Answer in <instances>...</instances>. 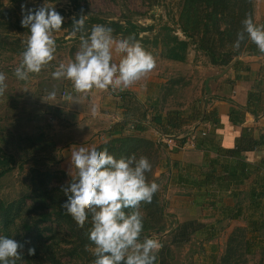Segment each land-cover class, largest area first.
Segmentation results:
<instances>
[{
	"label": "rangeland",
	"instance_id": "374dc122",
	"mask_svg": "<svg viewBox=\"0 0 264 264\" xmlns=\"http://www.w3.org/2000/svg\"><path fill=\"white\" fill-rule=\"evenodd\" d=\"M262 4L264 0H0V72L5 75L7 85L0 94V145L15 158L13 169L0 177V201L7 204L32 194V188L45 177L46 172L54 174L48 182L54 189L53 193L63 201L67 199L62 187L71 179L70 170L71 176H75L76 170L71 169V164H65V169H61L57 163L49 161L44 156L47 155L46 149L39 148L35 138L40 131L52 125V108L61 99L65 78L54 79L51 73L59 63L67 64L74 59L80 48L81 35L86 36L92 26H109L114 37H132L152 54L154 67L137 80L146 82L144 92L150 97L142 104L143 113H146L142 121H147L150 126L155 122V113L175 115L182 130H186L191 123L189 121L202 111V104L205 105L208 68L228 63L245 48L248 40L242 42L239 49L232 47L237 32L242 29L241 21L246 16L251 17L254 23L260 21ZM22 6L32 9L52 7L64 17L61 30L53 33L56 42L53 61L39 73H30L26 80H19L14 75L29 34L20 23ZM82 15L86 31L73 37V21ZM113 22L124 26L133 23L142 29L124 32L117 30ZM175 38L187 43L182 59H172L167 55ZM119 58L120 54L114 51L113 60L118 62ZM51 91L56 93L53 99L48 98ZM134 92L127 97L135 99ZM155 129L139 132L130 128L122 134H108L89 146L101 150L106 148L116 158L133 154L145 156L151 163V170L145 174L146 182L154 181L158 190L150 203L141 202L139 211L144 224L140 239L147 236L160 244L155 264H256L260 255L249 252L252 247L247 237L251 232L248 233V228L237 222L229 223L226 228L230 235L220 242L223 251L218 262L209 252V244L205 242L207 244L203 245L201 238L208 237L209 231L204 226L205 222L197 219L212 218L215 210L210 212L196 204L205 198L206 189L194 192L189 186L177 185L176 162L181 157L179 141L169 140L161 130ZM219 197L227 201L239 200L238 195L229 199L223 193ZM181 201H186V204ZM27 202L31 203V199L28 198ZM190 222L199 228L197 235L193 233L188 239L174 241L177 227ZM15 225L18 227V222L9 224V227L0 224V235L23 244L22 251L29 262L38 260L39 256L28 255L27 249L34 247L41 254L46 245H50L63 264L93 262L95 246L87 238L90 217L83 225L77 224L79 233L83 235L80 242L66 226L53 219L40 223L30 233L17 230ZM224 225L219 223L223 228ZM78 242H82L85 248H81L78 254H71V249Z\"/></svg>",
	"mask_w": 264,
	"mask_h": 264
},
{
	"label": "crops",
	"instance_id": "0c3cea01",
	"mask_svg": "<svg viewBox=\"0 0 264 264\" xmlns=\"http://www.w3.org/2000/svg\"><path fill=\"white\" fill-rule=\"evenodd\" d=\"M260 14V21H256V24L264 25V4ZM145 84L143 81H134L126 87L131 92L135 91V99L119 98L111 88H93L85 93L74 92L64 99L60 97V103L52 108V125L40 131L35 138L38 147L46 149L47 155L44 156L63 169L65 164H70L73 148L81 145L89 147L92 142L108 134L111 136L125 132L132 124L145 126L135 129L139 132H151L157 128L166 135H172L179 141L180 162L190 163L204 174L210 172V160L214 162L218 159L215 164L216 176L228 173L238 175L237 181H229L223 187L216 181L197 185L199 180L204 179L203 174L200 177L193 174L191 182H188L191 184L176 182L180 187H191L194 192L206 189L205 198L196 204L208 208L210 212L215 211L212 212V218L197 219L205 222V228L209 231L208 237L201 238L203 245L209 244V252L218 262L223 251L221 243L230 235L226 228L229 223L233 225L237 222L246 226L248 233L251 232L247 237L252 247L249 252L260 255L256 264H264V53H260L250 41L248 47L228 63L209 67L206 77L208 104H202V111L189 121L191 123L186 126V130H182L175 115L155 113L161 117V121L153 122L150 126L144 124L142 104L149 97L144 92ZM70 85L71 81L65 79L61 92ZM196 124V129L191 131ZM114 127L121 132L111 134ZM191 136H195L194 139ZM243 139L247 147L236 158L223 152L224 149H235ZM253 143L254 146L250 147ZM236 160L238 164H245L244 171L240 170L238 164L236 166ZM223 163L229 166L227 170L219 167ZM223 193L229 199L238 195L239 200L221 199L219 196ZM181 203L185 205L186 201ZM236 213L238 215L234 216ZM190 218L196 220L197 217ZM222 222L225 228L219 226ZM194 233L197 235L198 230Z\"/></svg>",
	"mask_w": 264,
	"mask_h": 264
},
{
	"label": "clouds",
	"instance_id": "9594fccd",
	"mask_svg": "<svg viewBox=\"0 0 264 264\" xmlns=\"http://www.w3.org/2000/svg\"><path fill=\"white\" fill-rule=\"evenodd\" d=\"M64 17L52 7L37 9L22 6L21 25L28 29L22 60L14 70L19 80H26L30 73H39L54 59L56 42L53 33L61 30ZM232 47L250 40L260 53H264V25L254 23L251 17L242 21ZM85 18L73 21L71 35L84 33ZM119 61L113 60V52ZM154 67L151 53L132 37H114L113 29L103 24L92 26L87 35H81L80 48L67 64L59 63L51 73L54 79L71 81L77 93L93 88H126L139 80ZM6 77L0 72V94L7 87ZM55 91L48 98L55 97ZM93 113L95 109H92ZM71 169L75 176L62 187L67 199L62 208L77 224L83 225L90 217L88 240L95 246L92 264H155L160 248L157 240L145 236L140 239L144 219L139 208L141 202L150 203L158 184L146 182V172L151 163L145 156L114 157L105 148H73L70 155ZM129 210V211H126ZM24 245L12 237L0 235V264H17L23 258ZM35 248L27 249L34 255Z\"/></svg>",
	"mask_w": 264,
	"mask_h": 264
},
{
	"label": "trees",
	"instance_id": "16d2710c",
	"mask_svg": "<svg viewBox=\"0 0 264 264\" xmlns=\"http://www.w3.org/2000/svg\"><path fill=\"white\" fill-rule=\"evenodd\" d=\"M113 24L116 26L117 30H121L124 32H138L142 28L139 27L136 24L131 23L129 26H124L119 22H113ZM250 40H248L245 48L248 47ZM186 41L179 40L178 38L174 39V44L172 46H169L167 55L172 59H182L183 54L182 51L186 50ZM238 54V53H237ZM217 61V59H215ZM128 93H125L122 95V98H126ZM146 114V113H145ZM144 114V117H145ZM155 122H160L161 117L160 116H154L153 117ZM133 125V124H132ZM147 126V124H145ZM145 127L144 125L137 126L135 125L132 129H141ZM111 134H115L116 132L120 133L121 130L114 127V129L111 130ZM122 134V133H120ZM152 144V143H151ZM254 146L251 145L250 147ZM246 143L245 139L240 141L237 144V147L235 149H221L220 151H223L226 155L237 157L238 154H240L241 151L246 149ZM221 153V152H220ZM218 162V159H216L214 162L210 160V172L209 173H202L199 171L198 167L190 164V163H184V162H176V168L178 170L177 176H178V182H183L184 184H191L188 182H191L190 177L193 176H199L200 174H203L204 179L199 180L197 185L201 186L202 184H212L213 182H218V185L220 187L226 186L229 181H237L238 175L228 173L227 175L222 176H216L215 170L216 166L215 164ZM15 158L12 154L7 153L6 150L0 145V177L11 171L14 167ZM238 164V161L236 160V166ZM241 167V171L245 164L242 163L238 164ZM222 170H227L229 166H227L225 163L221 164L219 166ZM45 177L40 178L38 184L36 183L35 186L32 188V194L25 196L19 200L12 201L10 203H4L3 201H0V224H2L4 227H9V224L15 222H18V227L15 225V228L17 230H23L26 233H30L34 231L38 225L42 222H46L49 220H54L55 222L62 224L68 228V230L73 234L76 235L79 242L83 241V235L78 231L79 227L76 223V221L69 215L64 208H62V204L64 201L60 199L59 196H56L53 192L54 189L49 187L48 182L50 179L54 176V174L50 172L44 173ZM175 178V177H174ZM176 181V182H177ZM49 193L50 196L48 195ZM28 198L31 199V203H28ZM50 198V199H49ZM238 213H236L234 216H237ZM232 216V217H234ZM194 222L186 223L184 225H179L177 227V231L174 232V241L177 240H184L188 239L190 235H192L196 230L199 228L193 227ZM264 224V222H263ZM205 226V225H204ZM202 225V227H204ZM191 227V228H190ZM188 228V229H187ZM78 242V243H79ZM76 244L71 249V254H78L80 249H84V244L79 243ZM35 256H39V259L34 260L33 262H29L25 258V262H23V259L17 261V264H63L62 261L57 259L56 254L50 247V245L44 246V249L42 253L40 254L37 250H35L34 253ZM32 256V255H30ZM33 257V256H32ZM93 255V260H94ZM156 262V261H155Z\"/></svg>",
	"mask_w": 264,
	"mask_h": 264
},
{
	"label": "built area",
	"instance_id": "2783aa9c",
	"mask_svg": "<svg viewBox=\"0 0 264 264\" xmlns=\"http://www.w3.org/2000/svg\"><path fill=\"white\" fill-rule=\"evenodd\" d=\"M74 92H75V91H74L72 85H70V86H66V87L62 90V92H61V94H60V97L64 99V98H66V97H68V96L73 95ZM113 92H114V94H115L116 96H118L119 98H122V95L125 94V93H128V94L131 93V92H129V91H126L124 88H120V87H117L116 89H113ZM126 96H127V95H126ZM208 99H209V97H208V95H207L206 98H205V101H204L205 104H206V103L208 104ZM207 104H206V105H207ZM204 107H205V106H204ZM146 117L149 118V114H147ZM50 119H51V118H50ZM146 122H147V121H146ZM146 122H144V124H146ZM134 126H135L134 124L131 125L132 128H134ZM196 126H198V125L196 124L195 126H193V129H192L191 131H194V130L196 129ZM202 134L205 135L206 132L203 131ZM167 136L169 137V140L174 139V137H173L172 135H167ZM194 137H195V136H192L193 139H194ZM163 139H164V138H163Z\"/></svg>",
	"mask_w": 264,
	"mask_h": 264
}]
</instances>
